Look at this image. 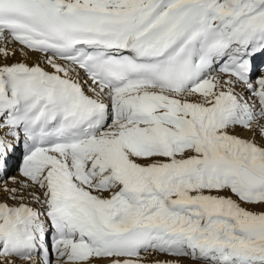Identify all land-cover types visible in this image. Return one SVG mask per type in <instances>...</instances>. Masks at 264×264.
I'll return each mask as SVG.
<instances>
[{"label":"snow or ice","instance_id":"snow-or-ice-1","mask_svg":"<svg viewBox=\"0 0 264 264\" xmlns=\"http://www.w3.org/2000/svg\"><path fill=\"white\" fill-rule=\"evenodd\" d=\"M185 260L264 264V0H0V264Z\"/></svg>","mask_w":264,"mask_h":264},{"label":"bare ground","instance_id":"bare-ground-1","mask_svg":"<svg viewBox=\"0 0 264 264\" xmlns=\"http://www.w3.org/2000/svg\"><path fill=\"white\" fill-rule=\"evenodd\" d=\"M14 46L15 45H10V47H14ZM16 61H22V62H25V63H28V64H33V63L36 62V59H35L34 56H31V55L29 57L25 58V57L20 56L19 53H17L15 56L11 57L6 62L7 63H12V62H16ZM237 91H239V88H237ZM109 123H110V121H109ZM239 134L244 136V137H246V138L250 137V135H251L250 133H247V132H240ZM256 139H257L258 143L261 142L259 140V137H257ZM22 155H23L22 150L18 149L17 153L10 158L8 174H10V172L12 170L17 169V171L14 172L13 174H10V176H17L18 175V167H19V164H20V162L22 160ZM9 203H11V201H9ZM31 206L38 207V205H35V204H33ZM49 232H50V230H49ZM49 253H50V251H49ZM51 257L53 258L52 260L55 261V259H56L55 255H52ZM165 258H168V257H164V256H150L148 259L150 261L152 259H165ZM183 263H185V264H196V262L195 263L194 262H190L189 260H185ZM17 264H22V262L21 261H17Z\"/></svg>","mask_w":264,"mask_h":264},{"label":"rangeland","instance_id":"rangeland-1","mask_svg":"<svg viewBox=\"0 0 264 264\" xmlns=\"http://www.w3.org/2000/svg\"><path fill=\"white\" fill-rule=\"evenodd\" d=\"M17 171V169H14V170H12L11 172H10V174H13L14 172H16ZM10 174H8V175H10ZM257 210H259V209H257ZM52 258V257H51ZM53 259V258H52ZM190 261V260H189ZM190 262H196V264H199V262H197V261H190ZM183 264H185V263H183Z\"/></svg>","mask_w":264,"mask_h":264}]
</instances>
